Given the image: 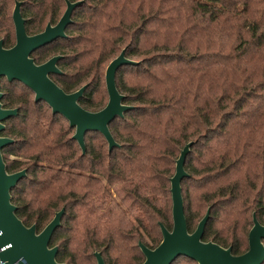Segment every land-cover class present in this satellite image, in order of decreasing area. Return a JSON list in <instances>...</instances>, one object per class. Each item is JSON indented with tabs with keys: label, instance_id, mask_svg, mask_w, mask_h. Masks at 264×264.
<instances>
[{
	"label": "trees",
	"instance_id": "16d2710c",
	"mask_svg": "<svg viewBox=\"0 0 264 264\" xmlns=\"http://www.w3.org/2000/svg\"><path fill=\"white\" fill-rule=\"evenodd\" d=\"M14 1L0 0L7 49ZM18 1L30 36L60 18L58 0L52 16L48 0ZM70 1L84 2L67 37L32 58L62 57L61 87L71 94L88 85L80 106L99 112L109 101L107 66L126 49L139 64L121 67L116 82L133 109L110 125L120 147L110 152L89 132L83 154L65 118L4 80L1 103L18 110L1 133L14 140L4 162L9 174L27 170L11 191L18 218L42 232L65 209L50 244L59 263L97 264L101 253L106 264H142L139 243L155 249L160 225L173 229L171 179L192 142L182 182L188 229L210 209L203 240L246 253L253 215L264 225V0ZM182 262L197 264H173Z\"/></svg>",
	"mask_w": 264,
	"mask_h": 264
},
{
	"label": "water",
	"instance_id": "95a60500",
	"mask_svg": "<svg viewBox=\"0 0 264 264\" xmlns=\"http://www.w3.org/2000/svg\"><path fill=\"white\" fill-rule=\"evenodd\" d=\"M84 1L68 3V9L60 22L38 35H28L25 21L21 15V4L17 3L14 11L16 27V45L11 49L4 48L0 41V79L6 78L12 83H23L36 95V102L47 103L54 115H61L75 129L73 139L78 142L83 154L86 153V134L98 132L106 139L109 151L120 147L112 136L110 125L117 118H124L125 113L133 107L125 105L116 82L118 70L125 65H138L126 57V49L108 66L105 75L109 95L107 106L99 112H89L80 106L88 85L75 93L68 94L50 79L51 74H61L57 64L62 57L57 56L43 65H36L32 55L35 51L66 38V29L72 24L75 9ZM0 93V260L5 264H64L56 259L58 247H51V240L61 226L65 209L57 212L46 228L38 233L37 227H26L17 216V207L12 203L11 191L27 176V170L9 174L3 158V150L14 143V140L2 137L4 123L17 116V109H5L1 103ZM194 143H189L181 151L176 162V172L171 179L173 229L161 224L162 242L155 249H150L142 242L139 247L145 257L142 264H173L181 257L188 258L197 264H264V225L253 215V227L249 232V249L240 256H235L231 248L225 249L213 242L203 240L210 209L199 222L196 230L190 233L185 215V203L182 182L190 177L185 169L186 159ZM97 264H106L101 253L95 254Z\"/></svg>",
	"mask_w": 264,
	"mask_h": 264
},
{
	"label": "flooded vegetation",
	"instance_id": "af4514ba",
	"mask_svg": "<svg viewBox=\"0 0 264 264\" xmlns=\"http://www.w3.org/2000/svg\"><path fill=\"white\" fill-rule=\"evenodd\" d=\"M49 2H48V5H47V7H46V14H48V15H51L52 16V14L55 12V7H54V4H53V0H48ZM17 3H20L21 4V15H22V18H23V20L25 21V28H26V23H27V20H26V18L23 16V13H22V9H23V5H24V3L23 2H20V1H18V0H15L14 1V4L12 5V8H11V20H12V25H13V28H14V32H15V45H16V27H15V23H14V11H15V8H16V4ZM68 3H71V1L70 0H58V6H59V12L61 13V15H60V18L58 19V21L55 23V24H53L51 21H49V22H47V24H46V26H45V28H44V30H43V32L46 30V28H47V26L48 25H51L52 27H54V26H56L59 22H60V20H61V18L64 16V14H65V12L67 11V9H68ZM77 9H75L74 10V12H73V16H74V13H75V11H76ZM55 14V13H54ZM73 16H72V21H73ZM47 20H48V17L46 18ZM4 19L2 18V21H3ZM72 24H73V22H72ZM71 24V25H72ZM70 27V26H69ZM68 27V28H69ZM68 28L66 29V32H67V30H68ZM26 31H27V29H26ZM40 34V33H39ZM29 35V34H28ZM67 35V34H66ZM61 39H64V38H60V39H57V40H55L53 43H51V44H49V45H47V46H45V47H43V48H41V49H44V48H46V47H49V46H51L52 44H54V43H56V42H58L59 40H61ZM0 41H3V43H4V48H5V40H4V38H2V37H0ZM14 45V46H15ZM12 48V47H11ZM7 49V48H6ZM41 49H39V50H41ZM39 50H37V51H35L33 54H35L36 52H38ZM33 56V55H32ZM54 57H57V56H54ZM54 57H52V58H54ZM51 58V59H52ZM51 59H49V60H51ZM48 60V61H49ZM48 61H46V62H44L43 64H45V63H47ZM61 61L62 60H60L59 61V63L57 64V67H58V69L60 70V72H61V74H51L49 77H50V79L53 81V82H55L62 90H64L62 87H61V85H60V83L57 81V77H61V76H63L64 75V72H63V70H62V68H61ZM35 63H36V61H35ZM43 64H38V63H36V65H43ZM7 81L8 82V80L6 79V78H1L0 79V86H1V84H2V82L3 81ZM14 82H16V83H18V84H21V85H23V86H25L23 83H21V82H18V81H14ZM10 83V82H9ZM25 87H27V86H25ZM28 88V87H27ZM29 89V88H28ZM31 92H32V90L31 89H29ZM65 91V90H64ZM66 92V91H65ZM0 93H1V91H0ZM67 93V92H66ZM32 94L34 95V101L36 102V95L32 92ZM68 94H70V93H68ZM41 102H43V101H41ZM38 103V102H37ZM43 103H45V102H43ZM80 103V102H79ZM47 104V103H46ZM48 105V104H47ZM49 106V105H48ZM49 108L51 109V107L49 106ZM52 110V109H51ZM66 120V119H65ZM69 123V122H68Z\"/></svg>",
	"mask_w": 264,
	"mask_h": 264
},
{
	"label": "rangeland",
	"instance_id": "374dc122",
	"mask_svg": "<svg viewBox=\"0 0 264 264\" xmlns=\"http://www.w3.org/2000/svg\"><path fill=\"white\" fill-rule=\"evenodd\" d=\"M12 8V7H11ZM74 20H76L75 18H74ZM113 61V60H112ZM111 61V62H112ZM110 62V63H111ZM109 63V64H110ZM109 66V65H108ZM108 66H107V68H108ZM107 70V69H106ZM105 75H106V72H105ZM61 124L64 126V127H67V128H69L70 127V125H69V123L67 122V121H65V120H63L62 122H61ZM74 134H75V129L73 130V133H72V136H74ZM12 159H18L16 156L15 157H12ZM19 160H22V159H19ZM38 233H40V232H38ZM1 252L2 251H0V254H1ZM184 262H182V263H178V264H183ZM0 264H5V263H2L1 262V260H0ZM189 264V263H188Z\"/></svg>",
	"mask_w": 264,
	"mask_h": 264
}]
</instances>
